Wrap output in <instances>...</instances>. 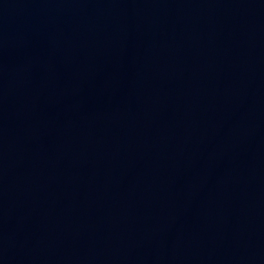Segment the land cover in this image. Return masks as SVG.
<instances>
[{
	"label": "water",
	"instance_id": "95a60500",
	"mask_svg": "<svg viewBox=\"0 0 264 264\" xmlns=\"http://www.w3.org/2000/svg\"><path fill=\"white\" fill-rule=\"evenodd\" d=\"M200 264H264V190Z\"/></svg>",
	"mask_w": 264,
	"mask_h": 264
}]
</instances>
